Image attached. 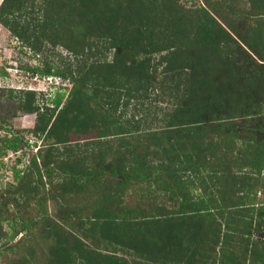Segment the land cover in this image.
I'll use <instances>...</instances> for the list:
<instances>
[{
    "label": "trees",
    "instance_id": "1",
    "mask_svg": "<svg viewBox=\"0 0 264 264\" xmlns=\"http://www.w3.org/2000/svg\"><path fill=\"white\" fill-rule=\"evenodd\" d=\"M187 2L2 1L21 66L71 88H9L44 143L0 186V264H264V198L231 181L264 170V0Z\"/></svg>",
    "mask_w": 264,
    "mask_h": 264
},
{
    "label": "rangeland",
    "instance_id": "2",
    "mask_svg": "<svg viewBox=\"0 0 264 264\" xmlns=\"http://www.w3.org/2000/svg\"><path fill=\"white\" fill-rule=\"evenodd\" d=\"M2 1L3 0H0V4ZM181 2H186V0H181ZM197 4H203V0H188L187 2V6H193ZM50 57H53L54 59L63 58V60L66 61L69 57V60L73 59L74 56H70L68 51L62 47H57L55 50H53V53H51ZM38 58L40 57H34L33 51L28 47H24L21 44V41L0 22V153L1 147L4 146L2 139L5 137L24 134L25 139L31 142L30 146H26L24 150H20L17 153L9 150L7 154H3L2 156L0 154L1 187H3L8 181H13V168L16 166L15 163H19L18 166L24 168L26 164L30 162L31 157L37 153L39 146H42L44 143V141L38 140L31 132L28 131V129L34 127L37 114L35 112H22V110L19 109V101L16 100V98L10 96L11 91L9 88H28L35 90L40 102L43 99H50L51 102L49 103L51 105L52 100L55 98L57 92L66 91V96L63 98V101H65L70 93L71 83L69 82V79L62 81L59 77H39V74H34L33 72L28 71L21 66L26 64L29 66L38 64L40 61ZM43 58L44 57H41V59ZM4 90L6 91V94L2 95L5 92ZM41 92H43V94H40ZM35 141H38L37 145L33 144ZM259 146L256 147L253 143H249V141L247 144H245V147L251 156L257 153V148H259ZM227 157L229 160H231L229 156ZM248 161V163H253L252 160ZM250 165L252 166V164ZM246 170H249L248 172H250V169L247 167L241 171V175L231 177V181L235 180L234 183H237L234 186L236 188L239 187V189L241 187H247L245 195H242L247 196L246 199L249 198L248 195L251 196L252 199L255 198V196L264 198V170L259 172L258 169H255L253 176H247L248 172L246 175H243ZM109 177L112 178V176ZM221 180L222 179L213 180V185H215L214 188L217 189L218 185H225V183H223ZM231 181L230 183L233 185L234 183ZM221 191L222 190L220 188H218L217 191H213V197L216 198L221 194ZM229 191L231 192L232 190ZM247 192L251 193L247 195ZM231 193L233 194L234 192Z\"/></svg>",
    "mask_w": 264,
    "mask_h": 264
},
{
    "label": "crops",
    "instance_id": "3",
    "mask_svg": "<svg viewBox=\"0 0 264 264\" xmlns=\"http://www.w3.org/2000/svg\"><path fill=\"white\" fill-rule=\"evenodd\" d=\"M261 143H262V147L264 148V142H261ZM249 156H250V155H249ZM249 159H250V160H254V159H256V155H255V156H254V155H253V156H250ZM263 173H264V172H263Z\"/></svg>",
    "mask_w": 264,
    "mask_h": 264
},
{
    "label": "clouds",
    "instance_id": "4",
    "mask_svg": "<svg viewBox=\"0 0 264 264\" xmlns=\"http://www.w3.org/2000/svg\"><path fill=\"white\" fill-rule=\"evenodd\" d=\"M1 5V4H0ZM39 77H41V76H39ZM45 77H50V76H44L43 78H45ZM53 77H58V76H53Z\"/></svg>",
    "mask_w": 264,
    "mask_h": 264
}]
</instances>
